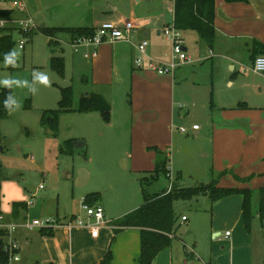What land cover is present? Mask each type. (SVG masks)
<instances>
[{"label":"rangeland","instance_id":"rangeland-1","mask_svg":"<svg viewBox=\"0 0 264 264\" xmlns=\"http://www.w3.org/2000/svg\"><path fill=\"white\" fill-rule=\"evenodd\" d=\"M13 1H0V8L14 9L16 17L32 16L36 28L28 35L13 28L14 49L19 53V61L15 67H7L0 61V77L11 75L31 80L32 72L39 70L49 75L52 85L38 86L35 95L27 89H13L21 107L0 119V211L9 220H14V202H28L31 205L21 209V218L27 216L30 221L53 218L59 224L71 218L73 224L78 219L88 222L82 202L87 203L89 195L96 194L107 221H115L143 204L141 180L152 177L156 160H164L167 155L171 181L177 188L208 183L213 169L217 168L215 154L221 151L215 143L212 119L217 120L224 108H235L240 103L248 104V108L264 109V75L254 71L242 73L240 65L218 57L217 49L211 50L200 43L196 31L183 33L190 61L185 71L170 83L157 78L152 70L136 69L134 59L128 54L116 63L109 58L95 64L68 44L73 39L68 30H60L56 35L62 52L58 45L50 46L43 24L48 29L92 27L96 13L109 11L107 0H19L26 3L28 11L18 10ZM109 1L118 8L115 15L128 18L130 0ZM144 5L145 1L139 8ZM167 41L172 50V42ZM21 42L24 48L20 47ZM131 47L137 51L136 44ZM52 48L56 55L64 58L63 73L51 65ZM102 48L99 47V56ZM116 68L126 77H116ZM140 71L154 73L144 78L148 84L134 78ZM108 73L113 75L111 80L103 83L98 79ZM169 83L172 85L167 114L163 102ZM68 86L73 93L72 110L58 115L55 128L44 114L59 108L61 89ZM94 93L105 98L109 117L98 109L80 110L82 98ZM151 111L162 115L156 121H145L144 114ZM194 125L201 129L196 132ZM71 139L79 141L73 152H69L67 144ZM81 169L90 175L85 185L77 183ZM193 205L184 210L188 220L180 217L177 231L193 257L187 256L182 241L176 238L171 246L158 253L153 264H201V258L222 252L226 230L235 234L234 226L226 227L228 223L222 213L210 208L207 196L199 197ZM198 206L205 209L197 210ZM215 214L220 218L215 223L223 235L213 238ZM262 224L264 215L263 219L255 216L249 231L257 250L264 248ZM57 227L51 228L53 232ZM42 229L51 230H18L21 260L11 264H52L48 261L45 244L43 246L44 236L52 235ZM121 236V232L117 233L111 250L117 248Z\"/></svg>","mask_w":264,"mask_h":264},{"label":"crops","instance_id":"crops-1","mask_svg":"<svg viewBox=\"0 0 264 264\" xmlns=\"http://www.w3.org/2000/svg\"><path fill=\"white\" fill-rule=\"evenodd\" d=\"M144 1L145 5L143 8H139ZM129 2L130 9L128 18L115 15L114 11L118 8L116 5L111 4L109 0H107L109 11L106 10L107 12L102 11L98 14L96 13V19L92 27H96L101 22L107 20L121 23L125 19L134 21L137 27L133 31L134 38L132 43L125 41L104 43L101 46V48L103 47L101 56L98 54L99 58L95 57L91 59L95 64L109 58H112L116 63L118 60L124 59L126 54H128L131 60L135 59L138 51L131 46L144 39L149 41L148 51L152 56L162 58L170 54V45H168L167 39L162 35V30L159 29L160 27H165L174 19L173 0L168 4L159 3L156 0H130ZM44 27L45 24L42 25V28ZM215 27L217 29V38L211 50L217 49L219 53L218 57L240 65V71L242 73L250 74L253 72L255 41L264 43V0H245L233 3L216 0ZM71 38L72 36L70 35ZM55 40L59 43L57 37ZM200 43L207 45L202 41ZM57 48L60 52L63 51L60 45ZM82 49L86 50L87 48ZM78 52L83 55L81 49ZM212 65L217 68L214 61H212ZM232 66L234 67V64ZM185 67L186 64L180 66L173 76L166 77L157 75V78L165 79L173 83L177 74L185 71ZM150 73L152 72L140 71L134 74V78L142 81L146 85L149 81L146 82L144 78ZM115 74L118 78L119 76H125L119 68L115 69ZM95 76L98 77L97 74ZM110 76L111 73H108L104 74L102 78L98 77V79L106 83V81L112 79H109ZM170 83L167 84L168 95L163 102L166 110L165 113L167 114V99L169 101V94L171 92L170 85H172ZM161 115L162 113L158 111L146 112L143 119L145 121H156ZM212 123L215 127L213 128L215 143L221 148V151L215 154L217 168L213 170H220V172L224 170L233 171L241 177L256 174L247 183L240 182L231 174H226L222 178L220 185L224 187L232 186L252 189L254 192L253 202L255 211H257L259 189L264 185V109L250 106L249 108L239 109L224 108L220 117L217 120L212 119ZM200 129L194 130L197 132ZM89 177V173L85 169H81L77 181L85 185ZM162 181H154L151 185V190L153 192H160L166 186ZM97 199L95 200V204H100ZM189 206L191 205L186 206L183 203H178L177 207L181 209V217L185 215L183 214L184 210ZM210 208L215 213L217 211L221 212L223 220L228 223L226 227L232 225L236 229V232L233 234L230 230H226L224 233L225 241L222 243V252L215 254L212 252L209 257L201 258V264H264V248L262 247L257 250L249 236L250 232L243 227L245 225L243 196L241 194H234L219 200L213 205L210 202ZM204 209L203 206H200L197 210ZM257 215L259 216L258 213L255 216ZM87 219L89 221L88 216ZM219 219L215 214V220L212 226L213 238L223 235L221 228L215 223ZM21 220L22 218L19 216L17 221L20 222ZM113 222L108 221L107 225L102 226L97 237L92 235L89 226L77 224L57 225L58 227L54 229L52 236H44L43 238V246L45 244L48 261L52 264L99 263L107 252L111 250L112 243L117 238V234L114 232ZM18 230L15 234L17 239L19 234ZM228 231L230 232L229 235H227ZM262 231L264 234V224H262ZM121 234L119 245L117 248L111 250L112 262L113 264H133L138 260L140 255V230L133 227L126 228L121 231ZM178 237H180L179 239L183 243L187 256L193 257V252H189L188 248H186L187 246L183 236L180 235ZM262 245H264V242Z\"/></svg>","mask_w":264,"mask_h":264},{"label":"trees","instance_id":"trees-1","mask_svg":"<svg viewBox=\"0 0 264 264\" xmlns=\"http://www.w3.org/2000/svg\"><path fill=\"white\" fill-rule=\"evenodd\" d=\"M1 1V0H0ZM228 2H239L245 0H225ZM174 2V27L182 33L193 30L199 35L200 41L206 43L211 49L214 47L217 34L215 27L216 15V0H173ZM15 10L12 8H0V17L14 15ZM170 22L169 24H171ZM167 24V25H169ZM14 29H0V61H3V54L14 49L15 41L12 31ZM60 30H68L72 34V38L85 36L94 33L95 27H73V28H43V32L49 36V44L56 48L58 41L55 40L57 32ZM33 33V32H31ZM30 33V34H31ZM254 59L258 55H264V43L255 41ZM55 49L52 48L51 65L60 73L64 72V58L55 54ZM62 97L59 101L57 110L45 112L44 116L48 123L57 128L58 115L63 112L72 110L73 93L70 86L62 88ZM7 89L0 88V119L8 117V113L3 106V100L7 95ZM237 108H248L246 103H240ZM103 111L109 117V105L105 98L100 94H91L82 98L80 110ZM79 142L75 139L68 141L69 152H73V147ZM83 141H80V143ZM85 144V143H84ZM86 147V146H85ZM83 146V148H85ZM158 150V148H155ZM264 161V159H263ZM170 165L169 156L164 160H156V167L152 177H143L141 180V190L144 197L143 204L125 214L123 217L115 220V234L126 228H137L141 233L140 255L138 260L133 264H153L158 253L171 246L173 239L180 238L177 236V231L180 227L181 209L177 207L178 203L187 202V205L192 208L193 202L199 197L207 196L211 204H215L221 199L234 194L243 196V214L246 230L250 231L252 222L255 217V205L253 202L254 192L249 188L224 187L220 182L226 174H231L240 182H250L256 174H251L246 177H241L233 171L224 170L217 172L213 170V176L208 183H198L195 186L177 188L171 181L167 166ZM264 175V173H263ZM163 180L165 187L160 192H153L151 185L154 181ZM96 194L89 195L87 203L93 205L97 199ZM200 208V206H198ZM20 209H28L27 202H14L13 214L14 219H19ZM256 213L263 219L264 215V185L259 189V202ZM22 218V221L26 219ZM51 229V228H50ZM46 233L52 235L53 230L42 229ZM9 255L4 250L2 241L0 240V264H8ZM97 264H113L112 251L109 250L105 257Z\"/></svg>","mask_w":264,"mask_h":264},{"label":"built area","instance_id":"built-area-1","mask_svg":"<svg viewBox=\"0 0 264 264\" xmlns=\"http://www.w3.org/2000/svg\"><path fill=\"white\" fill-rule=\"evenodd\" d=\"M5 1V0H1ZM13 6L20 11H28L27 5L24 1L14 0ZM29 13V12H27ZM136 23L132 20L125 19L121 23H117L112 20L101 22L95 27L94 33L85 36H78L71 40L70 44L75 51H80V48H87L83 51V56L87 59H92L98 56L99 47L104 43H116L120 41L133 42V31L136 28ZM19 28L21 32L28 35L36 28L35 22L32 16L28 15L23 18L16 17L14 15L7 17H0V29ZM164 37L172 42L171 53L162 58H156L152 56L148 51L149 41L147 39L142 40L136 44L138 56L134 59V66L138 70L149 69L155 72L158 76H173L177 69L187 64L190 61V56L185 50V42L183 33L174 27V19L171 24L166 25L162 31ZM24 42L20 43V47L24 48ZM253 70L257 73L264 75V55H258L253 62ZM193 129H199L198 125H194ZM170 168L167 169L170 176ZM171 178V177H170ZM83 209L86 210V214L89 217V221L84 219H78L77 225L89 226L91 228L92 235L97 237L102 226L107 225L108 221L105 217V210L101 204H89L82 202ZM31 203L27 202L29 207ZM183 221L187 220L186 216L182 217ZM73 224V218H71L65 224H59L57 220L53 218L34 219L30 221L27 217L20 222L17 220H9L0 211V240L4 250L9 255V262H18L20 258V243L15 234L20 227L27 229L34 228H52L55 225H71ZM230 232H227L229 235Z\"/></svg>","mask_w":264,"mask_h":264},{"label":"clouds","instance_id":"clouds-1","mask_svg":"<svg viewBox=\"0 0 264 264\" xmlns=\"http://www.w3.org/2000/svg\"><path fill=\"white\" fill-rule=\"evenodd\" d=\"M19 61V53L15 50H9L3 54V63L7 67H15ZM31 80L20 79L11 75L0 77V88L7 89V95L3 100L4 109L12 113L21 107L20 101L13 94V89H27L32 95L39 91L38 86L51 87L52 80L46 72L34 70L31 74Z\"/></svg>","mask_w":264,"mask_h":264},{"label":"water","instance_id":"water-1","mask_svg":"<svg viewBox=\"0 0 264 264\" xmlns=\"http://www.w3.org/2000/svg\"><path fill=\"white\" fill-rule=\"evenodd\" d=\"M185 50H187V47H185ZM78 185H82L80 181H77Z\"/></svg>","mask_w":264,"mask_h":264}]
</instances>
